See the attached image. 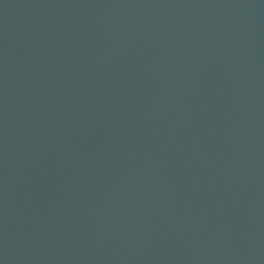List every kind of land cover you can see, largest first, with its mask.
I'll return each instance as SVG.
<instances>
[{
    "label": "water",
    "instance_id": "obj_1",
    "mask_svg": "<svg viewBox=\"0 0 264 264\" xmlns=\"http://www.w3.org/2000/svg\"><path fill=\"white\" fill-rule=\"evenodd\" d=\"M63 264H264V0H153Z\"/></svg>",
    "mask_w": 264,
    "mask_h": 264
}]
</instances>
